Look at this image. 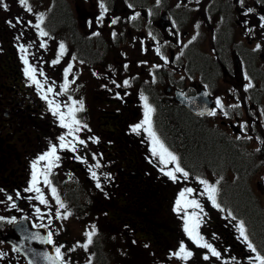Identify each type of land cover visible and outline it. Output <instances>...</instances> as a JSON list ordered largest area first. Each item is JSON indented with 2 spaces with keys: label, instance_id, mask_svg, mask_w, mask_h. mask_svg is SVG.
<instances>
[{
  "label": "rangeland",
  "instance_id": "1",
  "mask_svg": "<svg viewBox=\"0 0 264 264\" xmlns=\"http://www.w3.org/2000/svg\"><path fill=\"white\" fill-rule=\"evenodd\" d=\"M4 3H7L8 10L0 8V37L2 38V41L0 40V79L10 86H5L4 92L0 93V103H8L4 98L14 95L12 86H16L24 92L20 103H25L28 110L34 106L37 107L40 103H47L41 98L44 94H47L48 100L60 102L61 111L63 109L67 111L69 107L71 96L58 95L60 81L56 83L57 94L52 92L50 95L44 83L43 90L37 88L27 90L28 85L16 79L18 71L14 69L23 65L21 57L25 54L20 50L19 43L28 44L26 56L30 62H34L36 67L38 65L35 62L40 64L39 76L43 71L44 75L41 77L44 82H56L61 77L64 67L72 61L76 62L75 72L82 73L79 87L81 91L78 94L85 97L79 99H87L86 110L82 112L84 113L82 116L87 121L88 127L83 128L81 124V131L73 132L72 135L85 141L82 146L88 148L91 162L94 160L95 164L100 163L98 174L104 185L102 188L94 187L93 178L86 170L75 172L81 173V178L88 185L86 188L82 187L81 179L80 190L89 195L83 197L82 202L84 205L86 203L88 206L91 205V208H87V214L84 212V215L86 214L84 218H79L75 210L82 202L75 204V210L72 203L67 202L64 204L66 208L69 206L72 209L73 215L68 216L67 219L56 218L57 232L54 234L53 241L63 246L61 252L64 260L68 264H99L94 254L98 256L100 251L102 255L109 258V261L100 262L101 264H132L133 258H135L133 264H228L229 262L236 264L238 260L243 263L247 258L251 264H258L254 259L255 256L250 254L237 232L236 226L242 220L241 218L244 219V216H241V211L238 210L231 212L232 209L229 208H233L234 205L226 199H229L230 191L237 185L243 184L254 194L264 217V181L261 179L264 177V29L259 27V16L264 15V0H244L243 5L239 3V0H30L32 12L24 10L18 0H4ZM101 3L108 9L102 21L99 19L103 11L100 7ZM126 3L133 4L132 11L142 9L143 15L129 20L130 9L126 8ZM66 4L69 5V10ZM83 5L82 11L79 10ZM248 8H253L255 11L245 15ZM61 9H64L66 14H63ZM145 12L147 15L144 14ZM34 13L43 14L44 17L46 15V26H49L50 32L55 29L54 38L48 40L50 43L45 48L40 47L42 40L33 25L28 23V20L34 18ZM113 14L119 15L115 25L109 23L113 19L111 16ZM168 15H172L173 27L169 25ZM18 17L25 18L27 22L16 27H10L6 23L8 20L15 23ZM107 18L110 20H106ZM87 19L92 20V25L96 29H93L92 33L90 27L86 26ZM245 21L248 23L245 24ZM197 24H199L198 28L195 27ZM76 26L80 28V35L75 31ZM247 28H252L253 31L247 33ZM113 32L116 33L115 37L112 35ZM141 36H144L148 42V50L141 49ZM194 36L196 38L193 40ZM58 39L65 40L68 46L65 54L60 56V62L53 64L52 61L59 56ZM257 44L261 47L254 50ZM158 47L161 54L168 58L167 64L156 54ZM128 62L129 67L127 66L128 69H126L125 65ZM154 65L160 67H154ZM98 71L101 73L100 76L97 74ZM114 71L132 73L127 77L130 78L129 86H121L122 94L103 90L108 86L105 77ZM19 74L20 79L26 81L25 77ZM209 81L213 91L211 99H219L224 105V109L221 110L215 103L214 110L217 113L215 116L204 113L202 111L204 107L197 112L184 104L181 106L176 103L168 104L170 98L167 92L170 93V97L173 94L166 89L167 86L194 92L203 85L210 86ZM249 82L253 85L251 88L247 87ZM70 94L73 93L70 92ZM78 94L75 95L78 96ZM141 94L147 96L148 103L154 109L156 108L153 113L154 119L152 117L154 130L158 136L160 131L165 133L163 139L159 137L170 151L180 157L183 168L184 162H187L185 151L183 146L175 141L176 138L166 131L165 110L184 109L193 117L195 114L211 130L225 133L234 145L241 147V154L247 161L248 174L241 177L242 169L238 168V164L232 160H226L217 168L209 162L205 163L214 171L213 173L205 168L203 171L198 170L195 165L187 162L186 165L190 171L184 169L189 172V177L173 183L160 169L164 168L167 171L174 165L170 164L165 168L159 163L157 157L152 156L151 141L143 129L139 133L132 131L134 126L144 118V102L140 98ZM106 96L111 97L110 103L103 100ZM233 105H239V107H232ZM5 111L1 112L0 117L10 116L5 115ZM223 111L228 113L227 117L223 115ZM112 116L114 119L118 118L122 124L111 122L107 125L106 119H112ZM32 121V118H27L26 114L22 118L14 117L8 126L10 132H5L0 138V155L5 156L4 167L20 176L19 184L23 194L21 202L26 204L27 209L31 208L37 197L35 192L25 191L30 186L27 179L31 177L33 154L41 148L47 152L53 142L60 143L59 137L61 135L67 137L69 132L68 129L60 127L58 118L53 121L48 120L44 129V132L49 133L48 136L38 139L34 135L35 127ZM245 122L247 127L241 129L240 125ZM170 124L173 125L172 122ZM112 132L117 137L128 135L134 141L132 148L127 149V152L131 153V150L139 154L142 179L156 180L154 182L159 188L156 200L152 201L146 197L140 199V193L138 198L131 200L128 193L131 191L130 186H135L134 182L129 184L119 182L122 177L119 173L117 176L119 181L112 187H106L107 175L101 163L108 164L107 172L110 167L115 166L116 162L112 158L113 154L116 155L115 149L106 146L108 144L112 146L114 142V139H111ZM93 135L100 138V143H92ZM137 142L142 145L140 151ZM124 145L128 147L127 144ZM118 147L120 146L116 148ZM63 151L64 149L57 150V155L63 154ZM30 157L32 161H29ZM121 158L124 162L126 161L125 157ZM128 158L136 159L132 155H128ZM53 174L61 178V183L65 184V179L70 181L71 174L74 173L64 158L62 165ZM198 178L207 179L210 183L220 180L217 185L219 188L217 202L224 201L220 203L224 208L223 212L214 208L206 195H201L203 185L199 183ZM189 182L195 184L189 185ZM2 184H0V217L3 219H0V229L7 232L11 228L13 231L10 224L12 221L10 210L19 212V209H14L6 203V189H9V183L2 182ZM186 187L196 190L188 199H196L202 205L203 213L193 208L184 211L189 214L194 211L200 214L203 218L200 234L206 242L211 243L221 253L220 259L212 257L206 249L197 247L185 236L182 218L184 211L177 214L174 208L179 192ZM62 192L67 196L63 187ZM29 197L32 198L29 199ZM55 204L59 207L55 202L44 206L50 208ZM148 205L158 208L159 218L157 219L162 222L158 230L161 234L155 235V231H140L135 226L142 220V211H148ZM66 208L58 209L61 216L66 214ZM116 210L125 214L131 213V218L123 221L129 224L117 221V215L114 214ZM229 211L234 214L236 220L228 216ZM244 223L247 226H253L249 219ZM92 225L96 226L97 231L87 251L81 247H75V251H69L78 243H86L84 233L91 231ZM106 226H111L117 232L124 234L126 239L119 234L114 236L109 229L105 228ZM250 232L257 247L259 246L264 254V242L259 238L258 231L251 228ZM238 239L241 241L240 244L235 242ZM181 241L194 253L188 261L175 257L169 258L170 253L178 250ZM228 246L230 251L226 250ZM7 247L8 243L0 237V252ZM113 253L116 259L110 258ZM205 254L209 255V260L203 259ZM259 254L262 255L261 251ZM6 255L0 257V264H26V257L22 254L9 251Z\"/></svg>",
  "mask_w": 264,
  "mask_h": 264
},
{
  "label": "snow or ice",
  "instance_id": "2",
  "mask_svg": "<svg viewBox=\"0 0 264 264\" xmlns=\"http://www.w3.org/2000/svg\"><path fill=\"white\" fill-rule=\"evenodd\" d=\"M18 3L27 12L33 11L31 6L29 5V0H18ZM239 3L241 5H243L244 0H239ZM100 7L103 11H102L99 19L102 21L103 16L105 13H107L108 9L105 7V5L103 3L100 4ZM0 8H2L5 11L8 10V5H7V3H4V0H0ZM254 11H255V9L248 8L244 14L249 15V14L253 13ZM135 18H136V16L132 17V19H135ZM37 20H38V23L33 25V27L39 29V35L41 37H48L49 33L47 31H45L43 28H41V24L44 21V15L39 14L37 16ZM118 20H119L118 17L113 18L111 20V25L117 24ZM259 21H260L259 27L261 29H264V15L259 16ZM6 23H8L10 27H16L17 24H21L23 22L19 18H17L15 23H13L11 20L6 21ZM244 23L247 24L248 22L245 21ZM195 27L198 28L199 24L195 25ZM246 31H247V33H251L253 31V29L247 28ZM95 34L99 35V33H95ZM112 35H113V37H115L116 33L113 32ZM195 38L196 37L194 36L193 40ZM17 39H19V37H17ZM190 43H191V41H190ZM40 47L45 48L46 43L44 41H41ZM260 47L261 46L259 44H257L256 49H254V50H258ZM20 50L22 52H27V49L24 48L23 45L20 46ZM65 52H66L65 45L63 43H60V45H59V56H57V58L54 61H52V63L58 64L60 62V56H63L65 54ZM156 54L158 56H160L162 60H164L165 64L168 63V58L164 57L161 54L159 47L156 49ZM21 59L23 60V63L25 65L24 75L31 81V83L33 85L37 86L38 90H43L44 85L36 78V72H37L36 68H34L29 63V60H28L26 55L22 56ZM73 59H75V57H73ZM72 67H73L72 64L69 63L67 68L64 69V80H65V82L61 86V92L58 93V95H61V94L68 91V87H69L68 75L72 71ZM154 67H160V66L154 65ZM125 68H127V65H125ZM40 75L41 76L44 75L43 71L40 72ZM112 83L115 84L116 82L112 81ZM129 84H130L129 80L123 81V85L125 87L129 86ZM116 86L120 87L121 85L117 84ZM252 86L253 85L251 84V82H249V84L247 85L248 88H251ZM53 91H54L53 87H48L47 93H52ZM41 98L47 101L49 109L51 110L53 116L58 117V119L60 121V127L66 128L69 130L68 135H72L73 132L81 131V121L76 119L75 113L76 112H82L85 110L82 100L81 101H73L72 102L73 106L68 107V112L65 113V112H62L60 110L61 105L59 103H55L52 100H48L47 94H44ZM140 98L144 102L143 103L144 118L140 123H138L134 126L132 131L139 133L141 131V129H143V131H145L147 133L148 137L150 138L152 156L157 157L159 160V163L164 165L165 168H167V166L170 164L174 165L173 168H170L167 171H165L164 168L160 169L161 172L165 176H167L173 183L179 182L182 178L186 180L189 177V172H187L181 166L180 157L169 150V148L165 145L163 140L158 136L157 132L153 128L152 117H153V113H154L155 109L152 107V105H150L148 103V97L147 96H144L143 94H141ZM77 104L79 105V107L75 106ZM216 106H217V108H220L221 110L224 109V105L222 104V102L219 99L216 100ZM232 107H239V105H233ZM216 114L217 113L215 110L208 112V115H211V116H215ZM223 115L225 117H227L228 113L226 111H223ZM82 127L87 128L88 126L86 124H84V125H82ZM240 127H241V129L246 128L247 127L246 122L244 124H241ZM247 138L251 139V137H247ZM59 141H60V145H59L60 148H62V149L69 148V145L71 142H66V138L64 135H61L59 137ZM93 142H98V139L93 138ZM79 143L83 145V144H85V141L79 140ZM70 150L75 152L76 151L75 146L73 145ZM257 151H259V149H257ZM59 159H60V157L57 155V146L55 144H52L50 149L47 152L40 155L36 160H34L32 162V165H31V167H32V179H31L30 186L27 189H25V191L39 193V195L35 198L39 200L40 204H43V205L48 204V201L44 198V195H43V192L41 191V188L38 187V185L40 183V177L43 176V182L45 185H51V181L49 180L48 177L51 174L52 168L56 166L55 162L58 161ZM41 161L47 162L44 170H41L40 168L37 167ZM96 167L97 168L100 167V164L97 163ZM90 171H91V169H90ZM92 176H93V178H96L95 171H92ZM198 179H199V183L201 185H203V193H201V195H206L207 199L211 202L212 206L214 208L219 209L221 212H223L224 208H222L220 203L217 202V197H218V193H219V188L217 187V185H219L220 180H217L215 183H210L207 179H200V178H198ZM261 179H262V181H264V177H262ZM96 187H98V188L101 187L99 182H97ZM195 191L196 190L193 188L186 187L182 191L179 192L178 198L175 201V208H174V211L177 214L181 213V211H184L188 208L199 209L200 213H203V207L196 199H188V197L191 196ZM51 193H52V196L56 199V202L59 205V208H61V209L66 208V205L62 201H60V199L57 195V190L55 187L51 188ZM17 196H19V193H17ZM31 198L32 197H29V199H31ZM8 199L11 200L12 197L9 196ZM13 207H15V205H13ZM36 211L39 212L40 209H36ZM70 215H71L70 212L63 215V216H61V213L59 211L56 212L57 218L67 219L68 216H70ZM228 216L231 217V219L236 220V217L230 211L228 212ZM182 218L184 220L183 231L187 235V238L190 241H192V243L195 244L197 247L206 249L208 251V253L211 254L212 257H216L217 259H220L221 253L211 243L206 242L204 240V237L200 234L199 230H200L202 222H203V218L200 216V214L195 212V211L192 212L191 214H189L187 211H184V216ZM0 219H3V218L0 217ZM236 227H237V231L239 232V237L242 238V240L246 243L247 248L251 252H257L256 247L254 246V244L251 242V240L249 238L247 228L245 226L244 221H242V220L239 221ZM95 234H96V226L92 225V230L86 231L84 233V235L86 237V243H83V244L78 243L76 246L69 249V251H75V247H81L85 251H87L89 245H91L93 243V236ZM52 236H53V234L51 232H49L47 235V238L43 242H45L47 244H53L54 241L52 239ZM134 243H135V241H134ZM145 246L147 247V245H145ZM62 247L63 246H56L55 247V256L58 260L61 261V264H68V262H66L64 260V255L61 252ZM16 250H18V249H16ZM5 255H6L5 253L0 252V257H3ZM193 255H194V253L191 250H188L187 245L183 241H181L179 244L178 250L170 253L169 258L175 257V258L182 260V261H188ZM46 258H49V257L46 256ZM203 259L209 260V255L205 254L203 256ZM233 259H235V258H233ZM254 259H255V261H258V264H264V255H260L259 253H257L256 256L254 257Z\"/></svg>",
  "mask_w": 264,
  "mask_h": 264
},
{
  "label": "flooded vegetation",
  "instance_id": "3",
  "mask_svg": "<svg viewBox=\"0 0 264 264\" xmlns=\"http://www.w3.org/2000/svg\"><path fill=\"white\" fill-rule=\"evenodd\" d=\"M66 5H67L68 10H69V5L68 4H66ZM83 8H84V5L81 8H79V10L82 11ZM131 12L132 11L129 10L128 11V15ZM73 13H74V10H73ZM18 18L23 22V24L27 22V20L25 18L24 19L21 18V17H18ZM87 22H88V19L85 21V23L87 24ZM28 23H30L31 25H35L36 21L35 20H28ZM46 23H47V21L45 22V27H46V31L49 33L48 37H41L39 35V29H37L35 27H34V29L37 30V33L40 36V39L42 41H44L48 45L50 43V42H48V40H52L54 38L55 29L50 32L49 26L48 25L46 26ZM17 25H19V24H17ZM76 27H77V29L75 31L77 32L78 35H80V32H81L80 28L78 26H76ZM65 29H67V28H65ZM93 29H94V25L91 26L90 30L92 31ZM58 41L61 42V39L60 40L58 39ZM140 47L143 50V46H141V44H140ZM149 52L152 53L151 50H149ZM33 67L36 68V70L38 72L37 67L36 66H33ZM14 70H16V71H18V73H20L21 71L24 70V68H22L20 66V67H16ZM16 79H18V81L22 82V79H20L19 75L16 76ZM24 84L28 85L29 88H27V90L30 89V88L31 89H33V88L36 89L37 88V86L33 85L29 79H26ZM5 86H10V85H7V83H5L4 81H2L0 79V93L4 92V87ZM12 88L14 89L13 92H15V94L14 95L13 94L9 95L10 98H7V96H5V98H4L8 103H0V114H1V112H3V110H6L5 111V115H10V116H7V117H0V138L3 137V134L5 132H10L8 130V126L10 125L12 119H14V117L15 118H18V117L22 118L24 114L27 115V118H32V120H33L32 124L35 127V130H34L35 137L38 138V139L46 138L49 133L48 132H44V129H45V126L47 125L48 120L49 121H53L54 119H57L58 117L53 116L51 110L49 109L48 103H40V104L37 105V107L34 106L30 110H28L25 103H20V100H21L22 96L24 95V92L21 91L16 86H12ZM110 98H111L110 96H106L105 98H103V100L106 103H110L109 102L111 100ZM79 101H81V100H79ZM82 101H83V103H87V100H82ZM173 102H175V101L173 100ZM41 106H42V108H41ZM18 111H20V112H18ZM62 111L65 112V113L68 112V110L65 111L64 109ZM114 121H116V119H114V116H112V119L111 118H107L106 119V124H110L111 122H114ZM51 125L53 126V123H51ZM111 136H113L111 139H114V142L112 143V146L110 144H108L106 146L107 147H109V146L113 147L115 149V153H116L117 156L115 154L112 155V158L114 159V161L116 163H115V166H113V167L109 166L110 167L109 171L111 173H113V172L114 173H119V174L121 173L122 176L124 177V179H122V182H124V183L125 182L128 183V184L132 183V182L141 183V184L144 183V185L146 187L148 185H150L152 182L148 181V179H142V177H141V179H139V173L138 172L140 171V168H139L138 163L134 162L133 158H131V160L128 158V155H132L131 154L132 151L130 150L131 153H128L126 149H121L119 147L116 148L117 147V145H116L117 136H114V132L111 133ZM93 137L97 138L98 142H92V143H96V144L100 143L99 142V140H100L99 137H95V135H93ZM65 138H66V142H71L70 145H69V148H64L63 154L59 155L60 159L55 162L56 166L53 167L52 169H58L62 165L63 159L66 158V160H67V162H68V164H69V166H70V168H71V170L73 172H76V171L81 172L83 170L90 171V169H91V171H95V173H97L96 177L99 176L100 175V174H98V168L99 167L98 168L96 167V164L94 163V160H93V162H91L92 160L89 158L88 149H87L85 154H82L81 153V148H80V146L82 144L79 143V139H77V137L75 135H68ZM50 143H52V141ZM53 144H55L57 146V150L62 151V149H60V146H59L60 143L55 141V142H53ZM73 145L75 147L79 148V150L75 151V152L71 151L70 148ZM50 147L51 146H49L48 148H50ZM43 151L46 152V150H42V148L39 149L38 151L36 150L35 153L33 154V156H34L33 161L37 159L36 158L37 154L40 155V154L45 153ZM122 153H126V155L124 156L125 159H126L125 162L121 158L122 157L121 156ZM64 155H65V157H64ZM102 155H104V153H102ZM75 162H76V164H75ZM104 165L106 167H108L107 163H104ZM10 171L11 170H8V169H2V171L0 172V184H2V182L9 183V185H8L9 189H6V191H7L6 192L7 202L13 204V201H14L15 197H19V198H21L20 200H23V194H22V191H21V185L19 184L20 181H21L20 176L16 175V174H13V171L12 172H10ZM67 183L68 182H66V184ZM2 189H3V187H2ZM17 193H19V196H17ZM9 196L12 197L11 200L8 199ZM17 204L22 209V207H21L22 202L17 203ZM97 261H98L99 264H101L104 261H109V260H107V259H98ZM133 262H135V260L132 261V264H133Z\"/></svg>",
  "mask_w": 264,
  "mask_h": 264
},
{
  "label": "trees",
  "instance_id": "4",
  "mask_svg": "<svg viewBox=\"0 0 264 264\" xmlns=\"http://www.w3.org/2000/svg\"><path fill=\"white\" fill-rule=\"evenodd\" d=\"M61 11L66 14L64 9H61ZM165 111L166 131L172 134L176 138L175 141L183 146L187 162L195 165L198 170L203 171L205 168L213 173L214 171L209 169L205 163L209 162L214 168H217L224 164L226 160H232L238 164V168L242 169L241 177L248 174L246 170L247 161L241 154V147L234 145V142L225 133L211 130L197 117H193L184 109ZM169 122H172L174 126ZM226 200L234 205L233 208H230L232 212L241 211V216H244V219H241L243 221L249 219L252 222L253 226L247 227L256 229L259 238L264 242V217L261 214V207L249 187H245L243 184L237 185L235 189L230 191L229 199Z\"/></svg>",
  "mask_w": 264,
  "mask_h": 264
},
{
  "label": "water",
  "instance_id": "5",
  "mask_svg": "<svg viewBox=\"0 0 264 264\" xmlns=\"http://www.w3.org/2000/svg\"><path fill=\"white\" fill-rule=\"evenodd\" d=\"M205 92L201 91L198 95L191 97L188 100L189 103L184 104L197 112L201 107L208 112L213 103H210L208 93L206 92L205 95ZM47 235L45 228L33 227L28 219H20L13 223V233H8L4 239L16 246L31 264H61L55 257L53 245L43 242Z\"/></svg>",
  "mask_w": 264,
  "mask_h": 264
}]
</instances>
